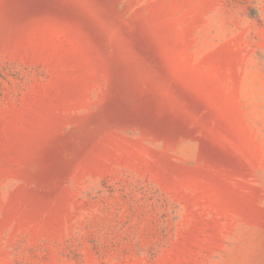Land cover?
<instances>
[{
  "label": "rangeland",
  "instance_id": "1",
  "mask_svg": "<svg viewBox=\"0 0 264 264\" xmlns=\"http://www.w3.org/2000/svg\"><path fill=\"white\" fill-rule=\"evenodd\" d=\"M0 264H264V0H0Z\"/></svg>",
  "mask_w": 264,
  "mask_h": 264
}]
</instances>
